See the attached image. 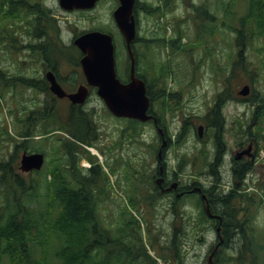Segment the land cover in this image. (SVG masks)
<instances>
[{"label":"flooded vegetation","instance_id":"flooded-vegetation-1","mask_svg":"<svg viewBox=\"0 0 264 264\" xmlns=\"http://www.w3.org/2000/svg\"><path fill=\"white\" fill-rule=\"evenodd\" d=\"M16 1L17 3L13 2L15 9L21 13L11 22V31L0 28V38L5 39L3 43L10 50V55L6 57L9 65L6 66L11 67V69L4 68L5 65L0 59V78L4 80L5 90L9 89V84H14V86L24 87L28 91L32 90L33 93H37L40 100L38 104L34 105V108L24 107L25 109L20 110L18 112L20 117H17V119L21 118L19 120L15 118L16 111L13 110L15 133L13 131L9 132L12 137L18 139L19 159L17 162L19 165L16 169L17 173L12 171L11 177L13 178L14 174H17L26 175L30 178L38 172L36 170L29 173L22 172L21 159L25 152L28 154L44 153L47 157V149L44 147L47 135L40 132L48 125L56 128L63 125L66 128L65 130H56L53 136L60 143L57 155L60 164L64 162L63 156L66 154L63 144L68 143L70 150L75 154L67 167L68 169L70 167L72 173L86 179H94L95 176L105 175L100 163L92 154L88 153L86 148V146H93L104 153L105 150L102 146H109L106 142L101 141L103 134L100 132L95 117V109L90 110L87 108L94 100L102 102L97 95V89L87 84L81 66L74 67L72 63H64L60 59L47 60L44 47L47 38H50L49 32L52 37H55L59 42L61 41L59 34L55 36L54 27L47 32V29L50 28L47 22L52 23V25L56 24V28H59V21L62 32L63 16L87 12L79 10L64 11L59 4V0H53L52 3L48 0ZM114 2L116 5L118 4V0H114ZM8 7H10L9 3L6 4L5 9H8ZM2 11L3 8L0 7V21L1 17H9V15L3 14ZM26 16L27 18H25ZM33 23L34 26H31ZM28 31H31V33ZM215 31L217 30L214 29L211 35ZM9 32H11L10 36ZM21 38H27V41ZM142 39L140 38V40ZM190 43L191 40L186 39L185 45ZM234 47L236 48L235 52H233ZM233 49L229 53L232 67L234 63L241 59L238 47L233 46ZM217 52L218 56H221L219 51ZM159 55L157 53V59ZM180 56L182 55L178 57ZM242 57L245 59L244 51ZM207 59L210 60V58ZM65 66L73 67L71 74H64L62 69ZM159 74L161 72L154 68V98L151 106L153 118L146 123V126L151 127L153 131L149 144L151 143V148L156 152L155 165L153 164L155 174L152 183L155 189L152 193L156 197L155 200L165 197L170 199L167 209L172 213L173 220L168 238V247H164L165 244L159 245L161 243L158 241L155 243L156 250L159 251L162 257H166L171 261L169 264H186L188 257H192L193 252L195 253L193 256H196L197 261H199L198 264H254L259 259L255 254H252L250 248L247 249L246 247L252 238L228 237L224 220L221 218L223 216L217 209L220 201H222L221 197L228 195L232 190L239 166L243 163H254L255 165L260 149L264 147L260 143L262 140H259L257 133L254 132L259 124H242L244 127L241 126L240 129L237 120L238 104L242 103L244 107L247 106L248 108L246 112L250 110V119H253L254 122L259 121L256 114L257 107L250 103V96L254 89L247 97H241L237 92L235 95H222V90L215 95L212 106L208 110H204V114L198 117L196 114L190 115L189 110L184 107V83L173 80L167 85L162 77L159 78ZM53 78L67 94L76 93L82 86L87 87L88 95L85 104H75L68 97L60 98L55 95L51 89ZM129 79L130 76L125 81L128 82ZM262 93L264 92L260 91L258 95ZM58 102L60 104L66 102L67 105L64 109L58 110ZM227 113L232 116L230 124L227 122ZM167 115L172 116V122L176 126L175 130L179 128V136L182 141L190 132H193L195 136L199 134L202 136L201 139L199 138L200 149L194 151L193 157L191 156L192 158L188 159L186 163H184L181 155L176 156L175 162L171 158L174 155L171 151L175 147V143L165 119ZM113 120L115 122L121 121V119L115 117H113ZM17 123L20 124L22 129ZM30 125L36 126V131L33 133ZM2 128L0 126L1 130ZM20 133H23V135ZM119 134L125 137V128L119 130ZM240 134L241 138L239 137ZM70 138L71 143L69 142ZM229 138H232V142H229ZM25 142H27V145H25ZM10 143L13 152L16 145L13 144V141ZM20 153L22 154L20 155ZM84 162H89V168H86ZM191 165L195 167V172L188 181H184L182 175ZM197 165H199L198 171H196ZM255 179L264 181V174H260ZM213 187L216 189L213 190ZM193 195L192 198L198 199L200 205L198 211L202 221H199L198 225L196 221H194V225H188L184 220L183 222L178 221L180 218L179 213L188 207V202L192 199L190 196ZM194 206L196 205L193 203L192 207L194 208ZM197 229L199 231L196 235ZM138 241H140L139 237ZM241 241L243 242L240 245ZM138 248L144 251L141 242H138ZM186 249L191 252H185ZM184 256H187V258ZM146 258L143 261L142 259L138 260V264H158V261H155L156 258L155 260H150L148 256Z\"/></svg>","mask_w":264,"mask_h":264},{"label":"trees","instance_id":"trees-1","mask_svg":"<svg viewBox=\"0 0 264 264\" xmlns=\"http://www.w3.org/2000/svg\"><path fill=\"white\" fill-rule=\"evenodd\" d=\"M14 1L17 3L16 0ZM14 1L0 0L1 8L4 9L7 3L10 6L4 9L9 17H1L0 28L2 29L11 31V22L21 13L15 9ZM161 1L164 3L159 4ZM220 4L225 9V13L232 15L233 21L237 19L239 21L237 25L229 24L230 28H227L236 31V45L241 55V59L233 64L229 73L226 70L228 75L222 80L224 83L222 95L229 96L236 94L239 81L244 78L243 72L249 73L252 80L257 81L256 71L260 68L252 69L251 62L243 64L242 55L244 49L249 46L248 43H251L255 37L264 35V0H250L249 10L245 15L230 12L222 1ZM172 5L170 0H159L156 3L137 0L135 13L137 16L139 11L144 10L147 17L155 16L161 20ZM207 9V4L199 6L196 9L197 17L202 19L204 18L202 14L206 13V16L210 18ZM226 20L222 22L223 25H227ZM2 23H5L4 27ZM169 25L167 21L164 22L162 25L164 30H158L156 37L144 36L145 39L142 42L137 38L134 43L136 48L138 44L144 48L146 60H149L147 72L151 76L143 73L140 77L148 82V95L152 100L154 98V68L161 72L159 78L162 77L166 83L169 78L182 81L178 76L181 68L175 57L181 53L192 54L196 49L195 47L188 49L187 46L182 45L181 41L186 35L180 26L178 30L174 29L177 38L167 39L166 34L162 33H166ZM31 26H34V23ZM53 26L54 34L58 36L59 28H56L55 24ZM202 27L204 28L203 25ZM28 32L31 33V31ZM47 32H49L48 29ZM48 34L50 38H47L44 46L47 60L60 59L64 63L73 65L79 63L81 54L75 46H65L52 37L50 32ZM10 35L11 32H9ZM198 41L203 43L205 40L200 37ZM166 46L171 47L167 60L164 61L160 57L157 59L156 48L160 53L166 51ZM211 46V44L207 45L209 48L205 49V54L214 59V50L210 49ZM250 100V103L257 107L256 114L260 121L257 136L259 140H264V93L261 95L254 93L250 96ZM49 126L51 125L44 127L40 133L47 135L55 130L66 129L63 125L57 128ZM24 129L26 130V127ZM127 133L132 138L135 137L138 133V121L129 123ZM20 134L23 135V133ZM4 140L14 141L16 147L15 151L9 154V159L7 156L0 157V264H113L117 258H121L123 264L138 263V248L133 245L138 241V236L142 235L140 231L138 232V219L128 210L132 216L126 219L122 213V219L120 218L117 224L102 222L99 203L103 200L106 190L101 186L103 184L101 176L86 179L72 173L70 167L69 169L67 167L75 154L70 150L68 143L63 144L66 154L63 156L64 162L60 164L57 157L60 143L55 137L47 136L45 146L50 149V152L47 151L49 157L47 165L27 180L17 174L11 177L12 171L17 173L18 140L7 134L4 137L1 133L0 154L3 153V155L5 154L3 150L6 149L1 148ZM69 142L71 143V139ZM253 169L254 163H243L239 166L233 189L228 195L221 197L222 201L217 206L223 216L228 237L250 238L257 210L264 203L262 179L252 180L255 191L248 193L243 189L246 177ZM215 189L213 187V190ZM132 201L136 203L135 198H132ZM146 256V252L140 255L142 261Z\"/></svg>","mask_w":264,"mask_h":264},{"label":"rangeland","instance_id":"rangeland-1","mask_svg":"<svg viewBox=\"0 0 264 264\" xmlns=\"http://www.w3.org/2000/svg\"><path fill=\"white\" fill-rule=\"evenodd\" d=\"M139 1H149L156 3L159 0ZM187 1H191V3H188L187 6H189L186 8L185 0H173L174 6L166 11V17L161 21L155 16L147 17L146 13L143 11V13H140L139 18L143 30V36L146 35L148 37H152V35H157L158 30H164L161 23L167 21L168 24H170L166 28L168 35H170L172 32L174 33V28L178 30L180 26L184 35L189 36L190 40L194 39L195 41L196 38L198 39V37L202 36L201 32L204 31L200 28V25H197L194 21L192 3L202 5L205 2L208 4L209 1V3L212 4L211 6H208L214 11L217 21L215 20L212 21V23H204V28L207 29L210 26L214 30L217 26H219V30L215 31L214 34L208 37L203 43L195 41L192 42V44H198L203 47L210 43L213 45V50L214 47L217 49L219 48L217 51H219L221 56H218V52L216 54L214 52L216 56L214 61L212 59H204L203 49L196 48L192 53V60L185 57V54L180 57H178L179 55L175 57L176 62L181 68V70L178 71V76L184 83V107L189 110L190 115L196 114L198 117H200L204 114V110H208L210 106H212L215 95L223 90L222 80L224 76L227 77L228 75L226 74V70L229 73L232 68L229 53L233 49V40L235 35L230 33H236V31H232L227 28H230L229 24L237 25L239 21L238 19L233 21L232 15L230 13H225V9L220 6L218 2L222 1L226 3V6L230 12L232 11L237 15H245L249 10L250 0ZM48 2H53V0H48ZM214 3L216 4L214 5ZM117 6L118 4L116 5L114 0H101L93 12L86 14H79L80 12H78L63 16V34L65 40H70V42H72L75 35L86 31L104 30L106 32H111L114 36L116 49L119 53V73L121 76H126V59L128 54L125 49V45H123L121 42L120 32L118 31L117 25L112 16ZM25 18H27V16ZM223 19H227L225 22L227 25H223V23H221ZM1 25L4 27L5 23H2ZM49 25L50 28L48 30H52L54 26L52 23H49ZM207 35L208 33L205 36ZM21 39L27 41V38ZM3 41H5V39L0 38V59L5 65L3 66L4 68L11 69V67L6 66L9 65L6 57L10 55V50L3 43ZM248 45L249 46L244 49L245 60H242L243 64L252 62V69L254 67L260 69H257L256 71L257 81H255V83L252 80L251 75L243 72L242 74L244 78L239 81L238 90H241L245 85H250L252 89H254L252 93L255 91L256 93H260V91L264 92V35L261 38L256 37L251 43H248ZM190 47L191 45L188 46V48ZM156 50L158 49L156 48ZM235 51L236 48L234 47L233 52ZM135 53H138V61L140 58L142 60L140 64L138 63V73L140 74L142 72L147 76H151V74H148L147 72L149 60H146L147 58L145 57L146 52L144 48L138 45V48L135 47ZM189 62L192 64L190 65ZM72 68L73 67L65 66L62 70L64 74L67 75L68 73H72ZM3 83L4 80L0 78V126L1 128L3 127V131L0 129V133H2V136L5 137V134L12 136L10 133L11 131L15 133L13 128V110L16 111L15 118L17 119V117H20V114L18 113L20 110H23L24 107L34 108V105L38 104L40 97H38L37 93H33L32 90L28 91L24 89V87L20 88L19 86H14V84H9V89L5 90ZM66 105V102H61V104L58 102V110L64 109ZM87 108L90 110L93 108L95 109V117L97 119L100 132L103 134L101 141H104L107 145H109H103L102 148L104 147L105 152H100L102 160H104L105 165L108 166H105L107 169H104L103 167L106 179L103 176V179H101L102 181L104 180V184L101 186L106 190L103 200L99 203V211L102 222L105 224L111 222L117 224L119 220L122 219V213H124V217L126 219L128 216H132V213L138 219V222H140V225H138V232L140 231L142 234L141 237L148 247L150 245L156 250L155 243H157L159 240L161 243L159 245L165 244L164 247H168V238L170 236L171 223L173 220L172 213L167 209L170 199L165 197L151 202L152 199L149 198L150 193H152L155 189L154 186H152V183L155 174L153 164L155 165L156 152L150 148V145L145 144L146 141L144 140L143 134L148 142H151V138L153 136L151 127L144 126L141 128L140 132H143L141 136L139 132L134 138L128 137V135L127 137H122L119 134V130L127 127L128 122L126 120L115 122L113 118H111L106 112L105 104L97 100L92 101V103L89 104ZM247 109V106L244 107L242 103L238 104L237 120L240 129L241 126H243L242 124L248 125L247 123H251L258 125L260 123V121L254 122L253 119H250V110L246 112ZM226 117L228 124H230L232 116L230 113H227ZM165 119L168 123L173 139L177 140L180 134L179 128L175 130L176 126L172 122L171 115H167ZM17 125L20 126L19 123H17ZM30 127L32 129V133L36 131V126L30 125ZM7 129L10 132L8 131V133H6ZM258 130L259 126L254 129V132L257 133ZM196 136L193 135V132H190L189 135L183 139L181 145L172 149L171 153L174 155H172L171 158H173V162H175L174 159H176V156L181 155L184 159L188 155L193 157L194 151H198L201 146L199 144V138L197 139ZM240 136L241 134L239 137ZM229 142H232V138H229ZM260 143L262 146H264V140H262ZM100 144L102 143L100 142ZM11 145L12 144L10 142L2 144L1 148L6 149L3 150L5 154L3 155V153H1L0 157H5L8 152L12 151ZM44 147L48 149V147L45 145ZM21 154L22 153H20V155ZM84 163L87 165V162ZM188 167L189 168L187 171L182 175L184 181H188L191 178V175L195 172V167L193 165ZM198 170L199 165L196 166V171ZM106 173L108 174L109 179H107ZM260 174H264V160L255 166L256 178L259 177ZM23 176L29 180L28 176ZM192 197H194V195L190 196V198ZM132 198H136V204L133 203ZM192 202L197 205L198 199L195 200L192 198L191 201L188 202V207L182 210V216H180L178 221L183 222L184 220V222L188 225H194V221H196L198 225V222L201 219L200 213L197 206H194V208L192 207ZM128 210H130L131 213ZM254 221V228L252 230V234L249 236L252 239H250V243L247 244L246 247L247 249L250 248L252 254H255L259 259L256 263L259 262V264H262L264 263V203L260 206L259 210H257V216L254 218ZM138 242L139 241L133 243L136 248H138ZM242 242L243 241L240 242V245ZM152 248L149 249L151 256H153L154 259L155 257L162 258V256L159 254V251L158 254H155ZM185 252L189 253L191 251L186 249ZM141 254L142 250L141 248H138V260L141 259L139 258ZM194 254L195 253L193 252L191 255L192 257H188L189 259L186 264L199 263V261H197V257L193 256ZM184 257L187 258V256ZM144 259L147 258L145 257ZM149 259L151 260L152 258L149 257ZM162 262L166 263L171 261L166 258L162 259ZM113 264H123V262L121 258H117L114 260ZM136 264L138 263L136 262Z\"/></svg>","mask_w":264,"mask_h":264},{"label":"water","instance_id":"water-1","mask_svg":"<svg viewBox=\"0 0 264 264\" xmlns=\"http://www.w3.org/2000/svg\"><path fill=\"white\" fill-rule=\"evenodd\" d=\"M99 0H60L66 9H91ZM120 6L114 12V19L125 38L131 59V80L123 83L116 71V57L114 38L109 33L100 31L88 32L75 40V45L83 52L81 59L88 85L96 87L98 95L104 100L108 109L117 117L149 121L150 98L147 95L146 83L136 77V59L132 43L137 36V23L134 15L136 0H119ZM52 91L60 98L68 97L75 104L86 101L87 87L82 86L76 93L67 94L66 91L52 79ZM250 87L245 86L240 94L248 95ZM44 163L43 154H24L21 168L29 172L41 169Z\"/></svg>","mask_w":264,"mask_h":264},{"label":"bare ground","instance_id":"bare-ground-1","mask_svg":"<svg viewBox=\"0 0 264 264\" xmlns=\"http://www.w3.org/2000/svg\"><path fill=\"white\" fill-rule=\"evenodd\" d=\"M219 127V126H218ZM96 152V151H95ZM222 218V217H221ZM233 232V231H232ZM235 236V235H234ZM231 237V236H230ZM82 241V240H81ZM83 245V244H82ZM83 247V246H82ZM77 250V249H76ZM78 251V250H77ZM77 251H75V252H77ZM72 253V252H71ZM78 253V252H77ZM140 258V257H139ZM83 259V258H82Z\"/></svg>","mask_w":264,"mask_h":264}]
</instances>
